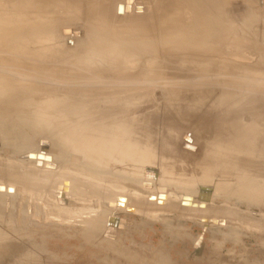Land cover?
<instances>
[{
	"label": "rangeland",
	"instance_id": "rangeland-1",
	"mask_svg": "<svg viewBox=\"0 0 264 264\" xmlns=\"http://www.w3.org/2000/svg\"><path fill=\"white\" fill-rule=\"evenodd\" d=\"M39 1L17 0L16 6L14 0L0 4V97L5 98L4 106L1 104L0 107V160L26 166L33 164V159L26 162V152L31 151L33 155L41 152L40 142L43 141L58 170L96 174L97 177L117 181L125 178L132 186L136 185L134 188L125 182L126 187L143 195L171 192L196 197L200 190L208 189L210 200L215 204L225 203L264 214V194L260 195L264 193V188H260L262 185L264 187V181L260 180H264V168H260L264 167V159L258 160L262 162L256 164L258 168H254V172L246 173L243 170L245 172L241 175L223 169H214V172L207 166L203 168L205 155L214 145L212 142L217 143L219 135L225 136L223 139L227 136L230 122L215 121L222 112L219 107H228L229 100L239 98L255 100L260 102L255 108L259 106L261 122H264V0H237L240 4L239 14L235 13L236 8H232L234 0H219V4L208 13L211 24L193 16L184 7L161 10L156 14V25L142 31L133 28L137 22L135 15L118 16L112 9L109 17L105 18L107 22L97 19L91 26L79 20H69L72 15L68 16L71 12L64 9L65 0H49L45 7ZM155 1L135 0L148 13L155 10ZM142 7L137 6L141 11L135 12L141 13ZM65 12H68V17L63 18L68 21L62 19L55 28L50 15L62 13L65 16ZM217 18L221 19L220 28H215L214 19ZM102 22L103 27H99ZM145 22H150L149 16ZM65 27L74 32L69 41L59 38L61 29ZM203 29L207 35L210 31L209 35H222L223 48L219 58L210 38L186 48V45H179L170 36L172 31L174 36L180 31L194 36ZM63 33L70 32L63 29ZM24 36L31 40H24L20 47L14 44L16 39ZM34 39L37 40L32 41ZM197 39L191 38V41ZM88 47L104 51L87 55ZM15 48L17 53L24 55L14 57ZM194 51L198 55H206L207 60L197 62L186 58L189 52ZM32 70H110L114 75L122 72L132 74L134 77L130 81L133 82L129 84L134 83V86L141 88L138 92L140 97L136 100L141 102L128 106L134 111L133 118L121 122L116 120L117 123L107 122L109 124L97 119L100 125H95L96 118L91 121L86 119L85 123L88 124L84 123L85 130L81 127L80 131L83 133L79 132V136L76 134L86 142L90 139L88 135L94 137L96 134L97 138L102 135L103 141L94 137L88 142L90 152L98 151L97 154L101 152L105 155V151L98 148L104 141L113 143L115 140V144L125 142V146L120 143L121 148L127 146L126 153L121 151L123 159L110 154L114 156L112 160L108 154L109 157L105 155L104 160L105 163L109 162L107 166L90 163L91 158L85 159V152L82 154L71 148L75 140L73 142L70 131L66 134L50 133L35 119L18 116L15 111L16 97L29 93L33 88V79L38 78L30 74ZM148 70L158 71L156 85L151 84L155 79L149 76ZM226 95L227 104L222 101ZM139 106L145 109V116L153 119L146 121L138 118ZM100 108L96 107L97 110ZM231 108H236V105L231 104ZM241 119L242 125L251 122L248 116ZM226 122L224 134L222 131ZM90 123L99 129H93ZM110 124L114 125L110 127ZM119 125L125 128L123 133L118 130ZM99 126H109V133ZM100 128L101 131L103 129L102 134H99ZM86 129L93 136L85 133ZM28 139L30 143L26 142ZM172 140L175 144L172 148L174 155L166 156L168 147H171L167 142ZM161 141L165 143L161 144ZM63 142L71 149L64 148ZM96 142L101 143L97 146ZM92 146L98 149L94 147L96 150H91ZM4 148L8 149V153L4 152ZM143 149L150 151L156 157V162L148 159V162L145 161L147 164L136 163L141 160ZM94 152L88 155L93 157ZM259 152L263 154L260 147ZM104 155L102 157L105 159ZM103 158L99 157L98 160ZM148 170H155V175ZM167 171L173 174L168 175ZM236 182L246 184L247 191L251 187L252 191L258 188L259 192L260 189L263 192L258 193L255 189V196L249 194L251 190L247 196L228 195L230 185L236 186ZM241 190L244 191V188ZM65 201V204L58 200L53 202L46 195L34 198L0 186V240L9 245L8 249L1 251L0 264H264V234L236 224H203L173 216H139L113 210L106 204ZM28 252H31L29 257L26 256ZM34 254L36 257L31 259Z\"/></svg>",
	"mask_w": 264,
	"mask_h": 264
},
{
	"label": "bare ground",
	"instance_id": "bare-ground-1",
	"mask_svg": "<svg viewBox=\"0 0 264 264\" xmlns=\"http://www.w3.org/2000/svg\"><path fill=\"white\" fill-rule=\"evenodd\" d=\"M9 1H11V0H0V4L7 3ZM47 1H49V0H40L39 4L42 7H45L48 5ZM65 1H66L65 2L66 5H64V7L65 6L66 7L64 9L67 11H70L71 13L68 14V12H65L64 13L65 16H63L62 13H59V14L55 13V15H50L51 20L53 19L52 21H54V23H55V28L57 25H60V23H61L60 21L62 19L68 21L67 18H63V17H68L69 15H72L71 18H69V20L70 19L76 20V21L79 20L82 23H85V24L91 25V26L94 25L93 22L97 21V19H101V20L107 22L105 20V18L107 16L109 17L108 13H110V11L112 9H113L114 13L118 16L127 17L130 15H133V16L135 15V18H137V22L133 26V28H137L141 31L149 29L150 26H152V25H154V26L156 25L157 20H158V16L156 15L157 12H159L161 10L166 11V10H171V9H175V8L179 9L180 7L181 8L184 7L193 16L196 15L197 18L201 19L202 21L203 20L207 21V23H209L210 21H208V13L213 8H215L216 5L219 4V0H170V1L164 0V2H162L161 0H157V1L154 0L155 1L154 6L156 8L151 13H148V12H146L145 8L142 7L141 4H137L135 2V0H123L122 2H116V0H65ZM159 1H160V3H159ZM150 2L151 1H149V6L151 4ZM233 2L234 3L232 5V8H236L235 13L239 14L241 12L240 11V4L237 0H234ZM17 4H18L17 0H14V6H16ZM118 6H121V9L119 12H118ZM137 6L142 7L141 13L135 12V10L137 9L136 8ZM46 11L49 12L47 9H46ZM179 12H180V10H179ZM67 14H68V16H67ZM180 15L181 14H179V16ZM147 16H149V18H150V22H148V23L145 22V19L147 18ZM133 18L134 17H132V19ZM152 19H153V21H151ZM130 20H131V18H130ZM108 21H111V20H108ZM214 22L217 26L215 28L221 27L220 26L222 24L221 19H219V18L214 19ZM110 24H112V23H110ZM209 24H211V23H209ZM171 26L176 27L178 25L172 24ZM99 27H103V22L101 24L99 23ZM63 29H68L70 33L64 34ZM217 30H219V29H217ZM72 32L73 31L70 28H67V27L62 28L60 31L62 38L61 37H59V38L66 40V41H69L72 39V36H71ZM75 32H77V31H75ZM209 33L207 35L206 30L203 29V30L198 31L196 33V35H194V36H192L191 33L184 32V31H180V32H178V34L176 36H174L173 35L174 31H172L170 36L172 38H174L175 41L179 45H186L185 46L186 48L191 47L193 45L201 44L203 42V40H205L206 38H210L211 42L213 43L214 48L217 52V56L219 58L222 55V48H223V43L221 42L222 41L221 40L222 35L215 34V36H214V33L213 34L211 33L210 35H209ZM25 37L26 36H24L22 39H16L14 44L15 45L18 44V46L20 47L21 42H24V40H27V41L31 40L30 37H26V38ZM191 38H198V39L196 41H191ZM52 39L53 38L51 37L50 40H52ZM35 40H37V39H34L32 41H35ZM15 49H14V57H18L19 55L20 56L24 55V54L17 53L16 52L17 49L16 50ZM94 51H96L98 53H103L102 51H104V50H96V49L93 50V48L88 47L87 55H93ZM195 52L196 51L189 52L186 58L197 61V60H204L207 57L206 55H198ZM205 60H207V59H205ZM138 71L141 72L142 70H138ZM148 72H149V76L152 77V79H155V81H152L151 84L156 85V79H157V72L158 71L157 70H148ZM30 74L35 75L38 78L33 79L34 84H33L32 90H30L29 93H26V94L24 93L26 95V97H24L25 95L23 96V94H21L22 96L16 97V99H15L16 100V102H15L16 110L15 111H16V114L18 116L35 119L36 121L40 122V124L43 126L44 130L49 131L50 133L51 132L52 133L57 132L59 134H66V133H68V131H70L71 132L70 136L73 134V142L75 140V142H74L75 144H73L71 148L75 149L76 151H81L82 154H84V152H85L84 157H85V159L87 157L91 158V159H89L90 163L92 162L95 164H99V165L103 164V165L107 166V164L109 162L105 163L104 160H106L105 155H107V157H109L108 154L109 155L113 154V155H115V157L120 156L119 158L123 159L124 154H122L121 151L126 153L125 150L127 149L126 148L127 146L124 147L125 142L123 143L121 141L123 143L122 145H124L123 147L125 149L121 148L122 146L120 144L121 142H119L120 140L118 141L119 143L117 142L118 144H120L119 146H118V144H115L116 143L115 140L113 141V143L109 142V141L108 142L104 141V142H102V144H100L101 142H99L100 145L98 144V142H96L97 143L96 145L97 146L99 145L98 148L100 149V147H101L102 150L101 149L100 150L105 151V152H103V153H105V155L102 154L101 152H99V154H97L98 151H95V152L92 151V153L93 152L94 153L97 152V153L93 154V157H91L90 155L92 153L89 150V147L91 145L88 146V142L90 143L91 142L90 140L92 138L94 139V137H96V134L94 137H89V135H88V138H90V139L88 140V138H87L88 142H86V141H82L83 138L80 139L81 136L78 138V136H79L78 133L81 131V127H82V129L85 130V128H83V127H85V125L88 124L87 122L85 123L86 119L91 121V119L96 118V119H94V120H96V122H94V123H97L100 120H101V122L105 121L106 123L107 122L112 123V121H115V123H117L116 120H118V121L122 120L123 121L125 119H130V117L133 118L134 111L130 110L128 106L130 104H134L133 102H137V103L141 102L140 100H139L140 102L136 101L137 97H140L138 92L141 88L138 85L134 86L135 85L134 83L129 84V82H133V81H130V80H133L132 77H134L132 74H124V72H122L121 74L114 75V73L111 72L110 70H93V71H87V70H79V71L78 70H32V72ZM86 98H88L89 101ZM226 98H227V95H226ZM226 98L224 97L222 99V101H224L227 104L228 98L227 99ZM93 99H95V100L93 101ZM3 102H5V98L0 97V107H1V104L3 105ZM224 102H222V103H224ZM258 103H260V102H258ZM258 103L255 100L251 101V100H246V99L243 100L242 98H239L238 100H229V103L227 104L228 107H224L222 109L220 107L218 108L219 110H221L224 113L222 114V112H221V114L218 115V117L216 118L215 121L228 120L230 122V123L228 122L229 127H227V122H226V125H224V126L222 125L224 127V130L222 131V133L224 132V134H225V130H226L225 128L226 127L228 128L226 130L227 136L225 139H223L225 136L221 137L219 135V138H217V139L220 140V137H221V141L218 140L217 143L212 142V144H214V145L212 148L210 147V149H208V154L205 155V153H204L205 161L203 162V166H204V167L202 166L203 168H205V166H207V167L212 168L213 171H214V169H216V170L223 169L225 172L226 171H233L239 175H241L245 171H246V173H248L249 171H253L254 168H258V167H256V164H259V162H260L258 160L264 159V156H263V154H264V149H263V147H264V124L263 123L264 122H261L262 117H261V114H259L260 113L258 110L259 106H258V109L255 108L258 105ZM231 104L236 105V108H231ZM220 105H221V103H220ZM96 107H97V109H99V107H101V108H100V110H97ZM141 107L142 106L138 107V109H140V110H138V113H139L137 115L138 118H142V119L144 118L146 121L152 120L153 117L149 118L148 116H145V109H143ZM233 107H235V106H233ZM261 107H263V106H260V108ZM142 112H144V113H142ZM136 113H137V111H136ZM141 114H143V115H141ZM246 116H248V118L251 120V122L249 124H246V125L240 124L242 122L241 118H244ZM219 117H221V118H219ZM97 119H98V121H97ZM59 122H60V124H59ZM61 122H62V124H61ZM84 123H85V125H84ZM209 123H210V121H209ZM215 123H217V122H215ZM221 123L222 122L220 121L219 126L221 125ZM90 124H91V127H93V129L96 127V126L94 127V125H92V123H90ZM107 124H109V123H107ZM223 124H225V123H223ZM95 125H100V123L99 124L97 123ZM111 125H114V124H110V127H112ZM216 126H215V128L219 127V126L218 127H216ZM88 127H90V126L88 125ZM88 127L86 126L87 129H89ZM99 127H101V126H99ZM103 127H101V128H103ZM108 127L109 126L104 127V129L105 128L107 130L110 129ZM114 127H116V126H114ZM101 128H100L101 133H99V134L103 133L102 132L103 129L101 131ZM118 128H119L118 130L121 133L124 132V129H125L124 126L119 125ZM98 129L99 128L96 127L95 130H98ZM112 129L113 128H111V130ZM114 129L117 130L116 128H114ZM77 130H79V131L77 132ZM214 130L216 131V129H214ZM120 132H117V134H119ZM80 133H83V132H80ZM85 133H88V130ZM108 133H109V130H108ZM76 134H78V136ZM88 134H91V133H88ZM84 135H83V137H85ZM91 135L93 136V134H91ZM68 136H69V134H68ZM101 136L99 138H97L98 137L97 136L96 138L99 139V141L101 139L103 141V137L101 138ZM108 136H109V134H108ZM118 136L121 137L120 135H118ZM27 137L30 138L29 135H27ZM119 137H117V138H119ZM85 139L86 138H84V140ZM119 139H121V138H119ZM63 140H64V138H63ZM26 142L30 143L31 141H29V139H28ZM93 143H95V142H93ZM164 143H165V141H161V144H164ZM167 143H170L168 145L169 146L171 145V147H170V149L168 147L169 152H166L165 155L172 157L174 155L172 152V150H173L172 148H174V145H175L174 141L173 140L168 141ZM63 145H64V148L65 147L67 148V150L71 149L69 145L67 146L66 142L65 143L63 142ZM184 145H186V144H184ZM94 147H96V146H92L91 150H96V149H93ZM259 147L261 150H263V154L259 152ZM144 149H143V151H144ZM146 151H144V153L141 152L142 153L141 160L137 161L136 163L143 165V164H147V163H145V161L148 162V159H152V161L156 160L155 159L156 157H153L152 153H150V151H148V152H146ZM4 152L8 153V149L4 148ZM88 152H90L91 154ZM205 152H206V150H205ZM9 153L10 154L13 153V150H12V152L9 151ZM30 154H32L31 151L26 152V162L27 163L30 162V159L28 158V156ZM88 154H90V155H88ZM101 154L105 156V159L102 157ZM94 155H96V156H94ZM6 156H10V155L6 154ZM34 156H36V157L38 156L40 159L34 158L33 159V165H35L36 162H39L41 164L39 170L43 174H46L49 176H55V175H59V173L63 171V170H58L57 165L53 159V156L50 153H48V152H35ZM99 157L103 158V159L98 160ZM107 160H108V158H107ZM112 160H114V158ZM143 161H144V163H143ZM195 163H194V165H195ZM46 165H48V166H46ZM135 165H137V164H135ZM161 165L162 164L160 163V166ZM201 165H202V163H201ZM0 166L4 167V165H2V164H0ZM110 166L111 165L109 164V167ZM197 166H198V164L196 165V167ZM169 167H172V165ZM260 168H264V167L260 166ZM102 169H104V168L102 167ZM135 169H137V168H135ZM212 169H209V170L212 171ZM206 170H208V169L206 168ZM243 170H245V171H243ZM214 172H216V171H214ZM255 172H256V170H255ZM171 173L168 172V175ZM251 174H252V172H251ZM259 174H260V172H259ZM88 175H90V174H88ZM257 175H258V173H257ZM92 176L97 177L96 174L95 175L93 174ZM210 176H212V174ZM235 176H236V174H235ZM259 177H260V175H259ZM97 178L102 180V182L108 183V184H117V185L126 186L125 184L127 183L128 186H132L131 183L128 182V180H126L125 178H123V179L120 178L119 181H117L116 179H108V178L104 179L100 176H98ZM256 178H258V177H256ZM59 179H61V178L59 177ZM59 179H57V182L55 184H59L60 182H62ZM58 180L60 182H58ZM240 180H242V179L240 178ZM251 180H249V181L251 182ZM260 180L264 181L262 179H260ZM242 182H243V180H242ZM249 184H251V183H249ZM234 185H236V186L230 185V189L227 190L228 195L230 194V195H237V196L238 195L247 196L249 191L251 190L250 189L251 187H250L249 191H247L248 188H246L247 190L245 189L246 184H244V183H243L244 187H243V185L237 184V182H236V184L234 183ZM0 186H3L5 188H9V189L16 191L13 184L6 185L3 183V181H0ZM63 186L64 187H62V190H60V192L56 195L55 200L62 201V199H63L62 195L66 191L67 182H64ZM256 186H258V185H256ZM262 186H260V188H264ZM132 187L136 188V185L134 184ZM247 187H249V186L247 185ZM128 188H130V187H128ZM241 188H244V191L241 190ZM255 189H257V191H258V188H255ZM255 189H253V190L255 191ZM146 190H149V189L146 188ZM262 190L263 189H260V192ZM251 191L249 194L254 195V193H253L254 191H252L253 194L251 193ZM260 192L258 191V193H260ZM60 193H61V196H59ZM261 194H264V193H260V195ZM149 195L153 196L154 194H149ZM155 196H158V194H156ZM257 198H259V197H257ZM156 199H158V198H156ZM158 200H161V197ZM95 230L97 231V229H95ZM8 233H9V230H8ZM8 248H9L8 243L0 240V259L2 258V252L1 251L8 249ZM29 254H31V252L26 253V256L29 257ZM35 257H36V255L34 254L31 259H33Z\"/></svg>",
	"mask_w": 264,
	"mask_h": 264
},
{
	"label": "water",
	"instance_id": "water-1",
	"mask_svg": "<svg viewBox=\"0 0 264 264\" xmlns=\"http://www.w3.org/2000/svg\"><path fill=\"white\" fill-rule=\"evenodd\" d=\"M120 9L121 6H118V12ZM136 11H140V8H137ZM40 151L47 152V144L43 141L40 142ZM28 158L39 157L30 154ZM0 164L4 165V167L0 166V181L6 185L13 184L16 191L29 194L34 198L46 195V198L55 202L56 195L64 187L63 183L67 182L66 191L62 195L63 204L66 199L89 204H106L108 208L120 210L126 214L148 217L173 216L203 224L232 223L241 228L264 234V214L225 203L215 204L210 200L208 189L200 190L196 197L185 194L177 195L171 192L150 196L143 195L126 186L104 183L95 176L72 172L69 169H62L63 171L59 175L49 176L40 172L41 164L39 162L26 166L18 162L0 160ZM149 172L155 175V170ZM59 177L62 182L58 180L60 183L55 184ZM159 196L161 200H158ZM41 206L45 209L43 205Z\"/></svg>",
	"mask_w": 264,
	"mask_h": 264
}]
</instances>
